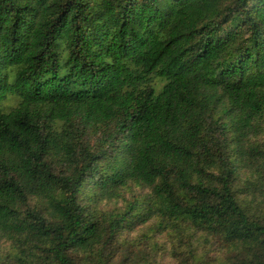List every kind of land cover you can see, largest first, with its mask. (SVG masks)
Returning a JSON list of instances; mask_svg holds the SVG:
<instances>
[{
	"label": "trees",
	"instance_id": "1",
	"mask_svg": "<svg viewBox=\"0 0 264 264\" xmlns=\"http://www.w3.org/2000/svg\"><path fill=\"white\" fill-rule=\"evenodd\" d=\"M156 231L264 264V0H0V264H165Z\"/></svg>",
	"mask_w": 264,
	"mask_h": 264
},
{
	"label": "rangeland",
	"instance_id": "2",
	"mask_svg": "<svg viewBox=\"0 0 264 264\" xmlns=\"http://www.w3.org/2000/svg\"><path fill=\"white\" fill-rule=\"evenodd\" d=\"M16 103V100L15 99H10V102L9 101H5L4 102V105L5 106H8L11 104V106L15 105ZM121 202H117V201H111V202H106L104 201L102 204H101V208H103L104 210H112V209H115V208H121ZM155 224V222H154ZM146 232V229L145 228H136L134 230L133 233L129 234L128 235V238L129 240L133 241V240H136V239H139V237L142 236L143 233ZM153 238H154V241L158 243V249H157V253H156V261L157 262H163L165 264H175V261L174 259L172 258L171 259V256L169 255V250H170V242L168 241V238L166 236V232L163 233V232H159V231H156L153 235ZM139 242V241H138ZM142 243H145L144 241H141ZM210 254L211 255H215L218 257V252L216 251V249L214 248H210Z\"/></svg>",
	"mask_w": 264,
	"mask_h": 264
}]
</instances>
